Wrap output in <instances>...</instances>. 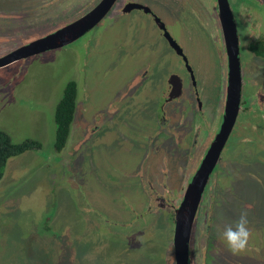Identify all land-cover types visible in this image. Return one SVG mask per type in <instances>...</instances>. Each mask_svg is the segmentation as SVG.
<instances>
[{
	"label": "rangeland",
	"instance_id": "rangeland-1",
	"mask_svg": "<svg viewBox=\"0 0 264 264\" xmlns=\"http://www.w3.org/2000/svg\"><path fill=\"white\" fill-rule=\"evenodd\" d=\"M84 1L87 0L78 5ZM172 1L164 0L160 5L155 2L153 7L168 26L167 30L184 45L188 65L207 104L211 108L217 107L224 86L223 47L209 42L199 22L189 14L182 12L179 16L183 23L176 22L178 17L173 18L171 12H180L182 6L177 0L172 5ZM261 1L230 0L239 30L241 52L247 30L241 18V6L255 3L264 19V3ZM34 3L35 0H0L1 10L11 11L13 8L23 15L21 21H15L18 25H12L7 20L0 25L3 26L0 27L3 36L14 34V40H10L9 45L14 41L23 43L29 34L40 37L43 33L38 31V27L43 21L53 27L71 20L77 6V3L71 6L60 4L43 11L33 9ZM8 4L11 7H7ZM196 9L199 13V6ZM32 12L37 16H27ZM124 17L122 26L115 27L116 23L107 14L70 44L0 67V129L9 133L14 142L33 138L41 143L39 150H28L12 157L0 180V264H175V217L169 203L151 214L148 212L151 215L149 221L141 218L131 225L125 221L128 220L129 204L142 211L147 200L139 180L132 174L143 152L139 147L148 146L150 150L154 140L150 136H159L166 130L163 127L149 129V135L143 138L149 120L154 118L153 113L164 96L162 88L169 72L174 70L186 77L189 93L186 92L187 98L180 102L186 113L192 115L196 103L190 93V79L182 60L174 51L168 50L166 42L158 36V28L152 19L139 10ZM188 20L193 24L186 22ZM23 24H36L34 32L25 31ZM201 25L207 27L204 21ZM208 25H211L210 20ZM122 33V39L118 40ZM130 34L134 36L133 43L127 42ZM153 37L158 39L159 45ZM135 39L139 41L141 52L148 57L142 63L139 59L122 58L123 48L127 44L135 46ZM3 42V37H0V45ZM1 48L7 49L5 51L14 49L13 46ZM127 51L129 54L132 52ZM110 53L119 60L108 61ZM140 64H147L149 69L145 73H142L144 69L138 71L141 70ZM117 71H121L118 82L114 80ZM240 72V96L247 100L253 97L252 91L257 89L263 78L264 60L242 52ZM134 73L143 74L144 82L131 80ZM71 80L77 83L78 101L79 94H84L81 99L83 110H77V120L71 123V142L68 137L63 149L56 151L54 111L62 98L65 84ZM124 81L129 83L123 84ZM120 102L121 111L112 118V108ZM214 111L216 108L212 109L211 115ZM120 113L125 116L123 122L119 118ZM82 114L86 117L79 121ZM121 125H125L122 126L124 130ZM126 131H130V135ZM78 136H83L84 141L77 151L72 152ZM241 136L242 128L237 121L221 154L225 172H217L218 184L227 180L235 183L228 166L236 160L234 150L254 162L259 160V154L252 149L256 147L254 144L237 142ZM68 142L71 145L67 146ZM191 146L189 142L185 143L187 149H192ZM198 164L188 173L184 167L174 169L169 161L167 183L170 199L179 197L183 184L189 181ZM255 164L253 171L260 173V193L264 196V172L259 171L258 163ZM252 181L242 180L240 185ZM131 184L136 185L135 190L128 188ZM251 191L238 193L244 195ZM237 205L240 207L239 202ZM263 207V202L259 204L256 199L254 210L263 213ZM116 209L120 210V217L113 216ZM226 212L222 215L219 211L215 213L213 226L215 221L219 223L234 215L232 209ZM253 218L254 222H258L260 216L256 214ZM219 239L216 233L211 234L212 243L215 240L222 244ZM248 246H252L259 258H264V231L251 235ZM252 252L250 247L244 251L246 254Z\"/></svg>",
	"mask_w": 264,
	"mask_h": 264
},
{
	"label": "flooded vegetation",
	"instance_id": "flooded-vegetation-1",
	"mask_svg": "<svg viewBox=\"0 0 264 264\" xmlns=\"http://www.w3.org/2000/svg\"><path fill=\"white\" fill-rule=\"evenodd\" d=\"M81 1L82 0H35L34 5L32 6L33 9H42L43 11H49L55 5L58 6L62 4L71 6L77 3V6L74 10V15L71 20L62 22L59 25L53 27L52 25H49L47 22L43 21L44 23L42 25H39L38 27V29L44 30V32H42L43 34L41 35H44L50 32L51 30L60 28L63 25H66L67 23L75 20L85 12L89 11L100 0H87L78 5V3ZM162 1L116 0L110 10L106 13V15L108 14L109 19L114 21V24L116 23L115 27H119V25H121V23L126 19L124 17L125 14H129L134 10H139L144 14L148 15L154 22L155 26H157L158 28V36L163 39L169 47L168 50H171L172 52L174 51L182 60V64L183 66H185L190 79V93H192L193 100L196 103L195 108H193V114L191 115V113H186V111L182 107L183 103L180 104V102L185 101V99L187 98V94L189 93L188 85L186 83V77L181 75L179 72H175L174 70L169 72L167 75L166 82L163 84L164 87L162 88L164 96L161 97L162 101L157 106V109H155V113H153L154 118L149 120L150 123H148V128L146 127V134L143 135V138H146V136L149 135V129L154 130L158 127H163L166 130L163 134L159 136L154 135L155 138L154 136H150L152 137V139H154L152 144L150 145V150H148V146L144 148V145H141L139 147L143 150V152L139 156V160L135 165V170L133 171L134 174L132 175L137 177V179L139 180L140 187L145 192L147 200L143 204L142 211L144 210V212L135 210L132 205L129 204L127 209L128 220L125 221L128 225H131L132 222L139 221V219L141 218L146 219V221H149V217L151 215H148V212L151 214L154 210L168 206V203L171 205L170 208L173 210L178 207V205L183 199L184 191L187 185L191 181L195 172L199 169L211 142L216 138V135L219 133L225 113L226 87L228 80V53L225 45L224 31L219 16V0H177L178 5L179 3H181L182 6L180 12L176 13L174 12V10L173 12H171V14H173V18L178 17L175 19V21L179 24L183 23V19L179 16L182 12L192 16L199 22L202 29V33L206 36L207 39H209V42L212 41L215 43V45L221 44V46L223 47V49L221 50V54L223 56V60H225V66L223 67L224 77L222 78V81H224V86L222 89L220 104L217 107L212 108L207 104L205 97L201 92V88L195 81L193 71L188 65L184 45L181 42L177 41L173 37L172 33L167 30L168 26L165 22H163L161 17H159L160 13L153 7V4H155V2L160 5L162 4ZM174 1L175 0L172 1V5ZM227 2L232 14V20L235 25L236 35L238 39L239 63L241 61L242 52L248 53L249 55L264 60V19H262V17L259 15L255 3L241 6V18L247 25L246 39L244 41L243 49L241 52L239 30L237 27L235 15L231 8L230 0H227ZM261 2L264 3V0H262ZM197 6H199V13L196 12ZM7 7L11 6L8 4ZM30 10L31 9H28L27 11ZM195 14L196 16H194ZM27 16L37 15L32 12L27 13ZM22 17V12L16 11L13 8H11V11H5L4 8H2L1 10L0 8V25L6 22H12V25L17 24L15 21H21ZM5 20L7 21L3 22ZM209 20L211 22L210 26L208 25ZM203 21L204 23H207L206 28L201 25ZM186 22H189V24H193L189 20ZM35 25L36 24H23V29L31 33L34 32L35 29L33 27ZM211 26L213 29H211ZM0 27L2 28L3 26ZM45 27L47 28L45 29ZM193 27L195 26L193 25ZM122 36L123 33L119 35L118 40H121ZM0 37H3L4 40L3 44H1L0 46H13L14 48L36 38L34 36L28 35V37L24 40L23 43L14 41L11 45H9V41L14 40V34L3 36L2 33H0ZM153 38L156 41V44L159 45L160 42L158 41V39L156 37ZM133 39L134 36L132 37L130 34L129 40L127 42L133 43ZM135 41V46H128L127 44L123 48L125 50L123 54L124 56H122V58H135L139 59L142 63L144 60H148V57L141 52V46L138 47L140 45L139 41L136 39ZM169 41H172V43H174L175 48L170 45ZM112 45L114 52L118 54L116 46L114 44ZM128 49L132 51L130 54L127 51ZM5 50L7 49H0L1 56L10 52L11 50H13V48L8 51ZM107 60H113L115 62L119 59L118 57H116V55L110 53V56H108ZM139 69L141 70L138 71L141 72L144 69L142 73H145L146 69L148 70L149 67L147 66V64L146 66H141L140 64ZM134 75L135 76L131 80H136V83L144 82L143 74L136 75L134 73ZM120 79L121 71H117L114 80L118 82L120 81ZM129 81H126V83L124 81L123 84H128ZM241 86L242 82L240 83V95ZM186 92L188 93L186 94ZM77 95L75 113L72 122L77 120V110H83L81 99L84 98V94H79L80 102L77 100ZM175 95L177 96L173 97ZM252 95L253 97L247 100L242 99L240 96V103L236 114L235 122L222 145L218 159L205 183L192 225L188 249V264H220L221 262L225 264H264L263 256L262 258H259L254 252L252 246H248L253 251L251 254H246L244 252H241L239 254H233L231 251L228 250L223 240L221 239L220 230L223 228V221L219 223L215 221V226H213V216L218 211L222 215L223 212L226 214V211L230 212L232 209L234 215H230V217H227V220L235 221L239 217V213H241L240 211L247 210L249 227L252 231V235L258 234L262 230L264 231V212L257 213L254 210V208L256 207V199L259 204L261 202H263L264 204V196L261 195L259 187V183H261V176L259 172L255 173L253 171V166L256 165L255 163H258L257 167L259 168V171L264 172V73L263 78H261L257 89L252 91ZM80 103L81 106L79 107ZM155 103L157 104V101H155ZM120 106L121 102L112 108V118L115 116L116 113L121 111V109L119 108ZM124 106H127V104H125ZM213 108H216V111H214V114L211 115ZM84 117L86 116L82 114L79 117V121H82ZM119 118L122 122L125 120V116L121 115V113L119 115ZM237 121L240 123V127L242 128V136L238 138L237 142H243L244 145H248L249 143L254 144L256 147H252V149H254V151L259 154V160L254 162L247 156H244L242 152L234 150L236 160L228 166L232 171L233 180H235L234 184L236 186L228 180L227 182L218 184L216 177L217 172H225L222 167L224 163L221 159V154L224 151L231 134L233 133V128ZM88 126L90 127L91 124L89 123ZM122 126L125 125H121V128ZM97 127L98 126H96V129ZM126 132L130 135V131ZM137 133L138 132H136V134ZM71 137H69V141ZM83 141V136H78L76 142L77 144H74V146L72 147V152L73 150L77 151L81 147ZM186 142H189L192 145V149L190 148L191 150L185 147ZM68 145L71 144L69 143L67 144V146ZM169 161L174 169L184 167L187 169L188 173L193 171V167L196 165L197 162L199 163L198 166L194 169V173L193 175H191L189 181L183 184L182 191L179 197L175 199H170L171 193L169 191V186L167 183V181H169ZM184 178L185 177H183V179ZM250 179H253V181L240 185L242 180ZM144 187L146 189H144ZM128 188L135 190L136 185L131 184L128 186ZM256 188H258V190H256ZM242 190L252 191L244 195L238 193ZM237 202H239L241 208L237 205ZM246 205L247 207H245ZM227 207L229 208V210H227ZM120 210L122 211L121 208ZM120 210L116 209L115 211H113V216L120 217ZM255 213L260 216L258 222H254L253 217H255ZM139 223H142V221H140ZM213 232L216 233L218 237L222 240V244H218L219 242H215V240L214 243L211 242V234H213Z\"/></svg>",
	"mask_w": 264,
	"mask_h": 264
},
{
	"label": "water",
	"instance_id": "water-1",
	"mask_svg": "<svg viewBox=\"0 0 264 264\" xmlns=\"http://www.w3.org/2000/svg\"><path fill=\"white\" fill-rule=\"evenodd\" d=\"M116 0H100L89 11L60 28L36 37L0 56V67L25 59L40 52L72 43L97 25L110 10ZM219 16L224 31L228 53V80L223 123L216 138L211 142L199 169L187 185L183 199L174 210L175 229L173 249L175 264H188L189 242L195 214L205 183L211 173L236 118L240 103V63L238 59V39L227 0H219ZM175 48L174 43L169 41ZM177 95L173 96L176 97ZM171 97V96H170Z\"/></svg>",
	"mask_w": 264,
	"mask_h": 264
},
{
	"label": "trees",
	"instance_id": "trees-1",
	"mask_svg": "<svg viewBox=\"0 0 264 264\" xmlns=\"http://www.w3.org/2000/svg\"><path fill=\"white\" fill-rule=\"evenodd\" d=\"M47 27H45L46 29ZM44 32L43 29H38ZM32 33V32H31ZM34 36V34H29ZM77 84L75 80L68 81L63 89L62 98L54 111L55 139L54 149L60 151L66 144L76 107ZM41 143L33 138H25L14 142L6 131L0 129V180L2 179L9 160L28 150H39Z\"/></svg>",
	"mask_w": 264,
	"mask_h": 264
},
{
	"label": "clouds",
	"instance_id": "clouds-1",
	"mask_svg": "<svg viewBox=\"0 0 264 264\" xmlns=\"http://www.w3.org/2000/svg\"><path fill=\"white\" fill-rule=\"evenodd\" d=\"M221 239L233 254L244 252L248 247L252 231L249 227L248 211H241L239 217L220 230Z\"/></svg>",
	"mask_w": 264,
	"mask_h": 264
},
{
	"label": "crops",
	"instance_id": "crops-1",
	"mask_svg": "<svg viewBox=\"0 0 264 264\" xmlns=\"http://www.w3.org/2000/svg\"><path fill=\"white\" fill-rule=\"evenodd\" d=\"M232 222H234V221H230V220H223V225H222V226H224V225H226V224H229V223H232Z\"/></svg>",
	"mask_w": 264,
	"mask_h": 264
}]
</instances>
